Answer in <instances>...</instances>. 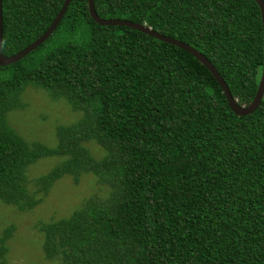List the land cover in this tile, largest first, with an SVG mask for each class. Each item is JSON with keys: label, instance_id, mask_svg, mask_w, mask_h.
I'll return each mask as SVG.
<instances>
[{"label": "trees", "instance_id": "16d2710c", "mask_svg": "<svg viewBox=\"0 0 264 264\" xmlns=\"http://www.w3.org/2000/svg\"><path fill=\"white\" fill-rule=\"evenodd\" d=\"M63 1L2 0V53L40 37ZM94 5L102 18L145 24L193 46L239 104L253 99L263 64L254 0ZM27 86L83 113L57 128L54 147L25 141L6 123ZM87 140L103 156L91 155ZM53 155L61 161L30 181L27 168ZM84 173L105 184L108 196L40 226L45 257L57 264H264V96L239 116L193 55L130 27L100 25L87 0H71L46 41L0 66V202L30 210L57 179Z\"/></svg>", "mask_w": 264, "mask_h": 264}, {"label": "rangeland", "instance_id": "374dc122", "mask_svg": "<svg viewBox=\"0 0 264 264\" xmlns=\"http://www.w3.org/2000/svg\"><path fill=\"white\" fill-rule=\"evenodd\" d=\"M20 106L6 113V123L25 141H38L54 147L57 144V128L59 126L77 123L83 113L73 110L68 101L61 97L51 98L46 91L33 86H27L19 96ZM82 144L95 158L103 156V148L93 140ZM61 161L57 155L42 157L27 168L30 181L46 174ZM37 185L31 184L30 190H36ZM38 192L34 193L36 196ZM108 189L99 183L91 173H84L78 181L70 175L57 179L44 194L42 191L36 197H42L30 210L21 211L14 205L0 202V238L5 228L13 229L2 243L6 251L0 254V261L5 264H57L56 260L45 257L42 249L43 234L40 226L50 221L68 218L90 199H106ZM3 262V261H2Z\"/></svg>", "mask_w": 264, "mask_h": 264}, {"label": "water", "instance_id": "95a60500", "mask_svg": "<svg viewBox=\"0 0 264 264\" xmlns=\"http://www.w3.org/2000/svg\"><path fill=\"white\" fill-rule=\"evenodd\" d=\"M257 5L259 6L260 13H261V22H262V29H263V64L261 69V75L258 82V87L256 93L251 100V102L247 105L239 104L236 98L232 95L229 90V87L221 74L212 64V62L199 50L194 48L193 46L179 40L176 38H172L170 36L164 35L151 27L146 26L145 24L136 23L130 20L122 19V18H102L100 17L95 9L94 0H87L88 3V10L91 18L93 21L100 25H119V26H126L132 29H136L140 32H143L147 35H150L158 40L163 42L175 45L191 55H193L197 60H199L213 75L216 79L218 84L221 87L222 93L224 94L225 98L228 101L230 109L237 115L243 116L247 114L253 113L261 104L262 98L264 96V0H254ZM71 0H64L63 4L58 11L57 15L54 17L51 24L48 28L42 33L40 37H38L35 41L31 44L23 48L22 50L18 51L17 53L6 56L2 53V38H3V13H2V0H0V66H7L9 64L15 63L20 61L23 57L29 54L31 51L36 49L39 45H41L44 41L48 39V37L52 34V32L56 29L57 25L60 23L61 19L63 18L68 5L70 4Z\"/></svg>", "mask_w": 264, "mask_h": 264}]
</instances>
